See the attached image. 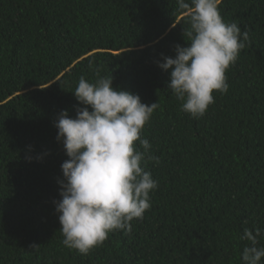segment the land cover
Instances as JSON below:
<instances>
[{"label":"trees","instance_id":"16d2710c","mask_svg":"<svg viewBox=\"0 0 264 264\" xmlns=\"http://www.w3.org/2000/svg\"><path fill=\"white\" fill-rule=\"evenodd\" d=\"M218 8L249 40L193 118L159 66L189 43L178 0H0V264H243L246 228L264 246V0ZM81 77L158 102L141 137L160 161L142 164L158 181L143 219L86 256L63 244L54 203L69 159L55 121L84 107Z\"/></svg>","mask_w":264,"mask_h":264},{"label":"clouds","instance_id":"9594fccd","mask_svg":"<svg viewBox=\"0 0 264 264\" xmlns=\"http://www.w3.org/2000/svg\"><path fill=\"white\" fill-rule=\"evenodd\" d=\"M220 3L178 0L180 9L187 11L189 43L175 45V57L165 56L159 64L165 71L171 69L169 88L193 118L205 115L215 103L214 91L228 92L226 73L249 40L236 22H225ZM73 92L84 107H77L74 118L62 110L55 121L57 139L63 141L69 159L61 165L62 199L54 203L63 244L86 256L110 233L130 234L131 222L142 220L151 208L150 193L158 181L142 164L160 161L150 154L151 144L141 132L158 102L148 105L138 94L114 88L113 77H99L94 83L81 77ZM260 236L259 228L255 234L244 230L240 239L251 243L243 249V264H261Z\"/></svg>","mask_w":264,"mask_h":264}]
</instances>
